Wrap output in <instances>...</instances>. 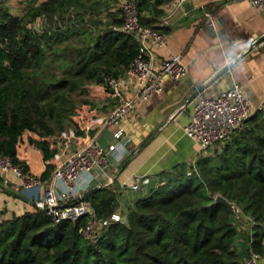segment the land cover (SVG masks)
Wrapping results in <instances>:
<instances>
[{"label":"trees","instance_id":"16d2710c","mask_svg":"<svg viewBox=\"0 0 264 264\" xmlns=\"http://www.w3.org/2000/svg\"><path fill=\"white\" fill-rule=\"evenodd\" d=\"M161 3L137 0L142 25L163 30L155 25ZM145 10L154 18L142 16ZM99 13L97 0H43L18 16L0 0V154L27 171L18 149L25 142L37 148L46 163L42 180L50 175L56 131L78 111L75 94L122 77L138 54L134 37L114 29L122 24L119 12ZM40 16L38 30L30 27ZM159 179L123 223L109 224L94 240L78 233L83 216L53 223L34 204L0 221V264H244L248 248L264 255V110L194 169L182 163ZM216 195L254 223L239 248L234 216ZM84 199L100 219L116 206L109 186Z\"/></svg>","mask_w":264,"mask_h":264},{"label":"crops","instance_id":"0c3cea01","mask_svg":"<svg viewBox=\"0 0 264 264\" xmlns=\"http://www.w3.org/2000/svg\"><path fill=\"white\" fill-rule=\"evenodd\" d=\"M84 1L88 5L95 0ZM97 1L102 18L107 12H116L118 0ZM158 8L162 14L155 17V25L163 19L167 23L162 30L165 44L155 48V61L159 64L171 55H179L187 72L179 79L164 76L160 93L138 103L133 113L120 119L118 126L105 128L97 136V142L107 146L113 141L112 134L121 127L127 138L129 154L119 164H110L107 185L116 194L114 212L123 218L135 201L148 193V188L133 191L127 189L126 184L140 176H149L156 180V185L161 171L182 163L193 164L202 155L219 150L226 142L201 151L182 131L196 96L189 99L199 86H204L203 94L211 95L237 82L251 102L252 113L264 104V38L257 42L264 35V11L255 10L245 0H162ZM205 13H210L211 17ZM142 16L154 18L146 10ZM228 64H231L228 70L216 77ZM118 82L122 96L128 97L133 89L132 74L125 73ZM91 86V101L82 106V113L90 114L89 128L80 135L82 142L98 131L106 114L117 103L107 85L92 83ZM66 141L56 142V153L48 161L51 167L72 151ZM17 158L27 164L32 174L41 175L46 168L41 152L26 142L18 149ZM6 175L7 184L0 180V221L21 215L34 204L27 193L19 190V179L10 172ZM237 219L245 221L243 217ZM239 233L235 241L237 248L247 240L244 229ZM260 264H264V255Z\"/></svg>","mask_w":264,"mask_h":264},{"label":"built area","instance_id":"2783aa9c","mask_svg":"<svg viewBox=\"0 0 264 264\" xmlns=\"http://www.w3.org/2000/svg\"><path fill=\"white\" fill-rule=\"evenodd\" d=\"M245 1L255 10L264 11V0ZM116 11L119 12L122 24L114 29L133 36L138 44V54L127 71L133 76L131 94L128 97L122 96L118 79L106 80L117 103L106 114L98 131L52 165L47 179L42 180L40 175L24 171L19 164L12 162L10 156L0 154V180L3 184L8 183L6 174L12 173L20 181L19 190L27 193L36 207L44 209L53 223L75 221L83 216L85 221L79 225L78 233L88 240H94L109 224L125 221L117 212H112L104 219L97 218L88 201L84 198L76 199L93 187L107 186L110 181V164H119L129 154L130 148L121 127L112 134L113 141L107 146H101L97 142L98 134L105 128L118 126L120 119L133 113L138 103L160 93L164 76L179 79L187 72L179 55H171L161 63H156L154 50L165 44V34L141 24L137 0H118ZM205 16L210 18L211 14L205 13ZM166 23L163 19L159 26L163 27ZM256 110H264V104L257 106ZM251 114L250 100L244 95L242 86L233 82L211 95L199 92L193 100L189 119L182 126V131L201 151H206L227 141ZM191 165L194 169V163ZM190 172L191 170L187 174ZM149 181V176H140L125 187L138 191L140 188H147ZM234 210L236 217L247 220V227L243 229L250 235L253 221L243 216L238 208L234 207ZM1 212L0 209V215ZM261 257L248 248L243 261L244 264H260Z\"/></svg>","mask_w":264,"mask_h":264},{"label":"rangeland","instance_id":"374dc122","mask_svg":"<svg viewBox=\"0 0 264 264\" xmlns=\"http://www.w3.org/2000/svg\"><path fill=\"white\" fill-rule=\"evenodd\" d=\"M5 5L8 7V10L11 14L13 15H18L22 16L25 14L30 7L35 6L40 0H2ZM45 22V17L40 16L37 17L35 20L32 22L28 21L30 24V27H35L37 30L39 28V25L43 24ZM27 24V25H28ZM92 83H88L85 85L83 90L81 92H78L75 94V100L76 101V108H77V113L72 114L70 119L66 122L64 128L61 131H56L55 133V138L54 140L59 143H63L64 141L68 140L69 144L72 146V150L80 147L82 145V141L80 137L83 136V131H87L89 128V125H87V120L90 117V114H83V105L85 104L83 101L90 102L91 99H89V95L91 94L92 90ZM84 127V129H82ZM82 135V136H80ZM67 142V141H66ZM224 143V142H222ZM221 145V144H220ZM233 223L240 230H243L241 227H245L247 220L244 218L246 221H238L237 217H233ZM239 238V236L237 237Z\"/></svg>","mask_w":264,"mask_h":264},{"label":"water","instance_id":"95a60500","mask_svg":"<svg viewBox=\"0 0 264 264\" xmlns=\"http://www.w3.org/2000/svg\"><path fill=\"white\" fill-rule=\"evenodd\" d=\"M263 38H264V35L260 39H258L257 42L261 41ZM230 66H231V64H228V65L224 66L223 68H221L219 70V72L216 74V77H218L221 74H223L224 72H226ZM203 89H204L203 85L199 86L197 88V90H195V92L192 94V97L189 99V101H191ZM155 183H156V180L154 178L150 179V181L148 183V187H147L148 189L147 190L150 191L151 189H153L155 187ZM98 189H100L99 186L93 187V188L89 189L88 191L82 193L81 195L77 196L76 199L86 198L89 195H91L92 193L96 192ZM214 201L223 204L228 209V211L230 212V214L232 216H234V217L236 216L234 206L228 200H226L224 197H222L221 195H216Z\"/></svg>","mask_w":264,"mask_h":264}]
</instances>
